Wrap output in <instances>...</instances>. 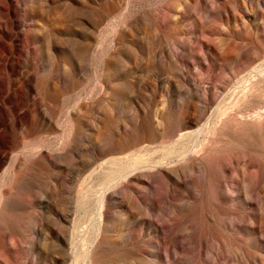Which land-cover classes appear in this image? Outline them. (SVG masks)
<instances>
[{
  "label": "rangeland",
  "instance_id": "obj_1",
  "mask_svg": "<svg viewBox=\"0 0 264 264\" xmlns=\"http://www.w3.org/2000/svg\"><path fill=\"white\" fill-rule=\"evenodd\" d=\"M4 233L0 264H264V0H0Z\"/></svg>",
  "mask_w": 264,
  "mask_h": 264
},
{
  "label": "bare ground",
  "instance_id": "obj_2",
  "mask_svg": "<svg viewBox=\"0 0 264 264\" xmlns=\"http://www.w3.org/2000/svg\"><path fill=\"white\" fill-rule=\"evenodd\" d=\"M152 167H155V166H152ZM136 171V170H133V172ZM11 245V239L6 235V233H4L2 235V238L0 240V247L2 248H7Z\"/></svg>",
  "mask_w": 264,
  "mask_h": 264
}]
</instances>
